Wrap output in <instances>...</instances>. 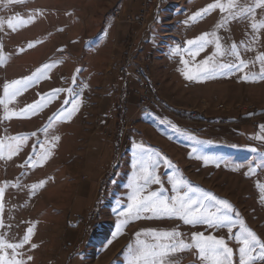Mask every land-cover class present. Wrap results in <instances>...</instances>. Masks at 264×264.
Segmentation results:
<instances>
[{
	"label": "rangeland",
	"instance_id": "rangeland-1",
	"mask_svg": "<svg viewBox=\"0 0 264 264\" xmlns=\"http://www.w3.org/2000/svg\"><path fill=\"white\" fill-rule=\"evenodd\" d=\"M124 1L0 0L1 37L2 33L5 36L0 40L3 58L0 89L5 90V85H9L11 92L12 81L28 78L38 69L49 66L39 80L19 94L0 93L3 101L0 130L3 128L8 136L14 159L13 171L7 175L6 215H1L2 220L0 217V237L16 244L32 229L29 240L16 250L22 254L16 258L23 259L25 264H93L97 258L104 260L110 256L109 264H129L132 252L139 246L138 240L147 245L169 242L154 240L149 230L177 231L179 239L188 243L193 233H203L224 238L233 249V264H239L238 249L242 245L235 240V234L241 231V221L264 242V132L260 127L264 125V117L246 115L242 109L248 104L264 108V95L257 93L258 89H264V80L243 79L245 74L261 70L258 57L264 56V26L259 25L264 22V6L257 7V0H233L237 7L253 11L246 18L232 19L227 10L221 13L217 8L195 22L191 19L193 15L217 0H156L148 9L146 28L138 40L139 52L149 54L146 57L148 80L154 57L153 68L161 61L168 72L177 64L185 67L182 59L188 62V68H195L209 58V66L213 61L247 63L242 71H218L207 78L188 80L183 73L175 74L176 85L204 87V93H195L199 100L217 104L212 111L188 109L207 119L202 122L186 117L183 112L187 109H172L160 98L165 106L158 111L139 110L134 97L129 104L119 101L115 105L111 92L104 91L105 86L109 90L116 84L122 90L118 77L124 78L123 71L135 76L124 59L125 53L122 54L129 38L124 46L116 45L119 43L115 40L119 29L116 12L121 11ZM129 1L140 16L144 0ZM220 2L227 9V0ZM9 20L16 25L15 30L8 27ZM254 23L259 26L257 30L252 28ZM202 34H208L205 37L208 43L193 56L187 41ZM97 36L100 40H94ZM105 37L108 39L101 45L99 41ZM90 38L94 40L93 45ZM217 38L222 50L236 45L238 56L214 55ZM165 40L181 41L185 55L178 57L181 54L166 51ZM78 43L82 44L76 51ZM104 44H107L105 48ZM91 45L96 54L93 62L90 61ZM149 57L152 59L148 60ZM91 77L94 90L91 110L86 115L81 111L85 102L80 96L85 94L84 87ZM54 89L65 91L49 98L36 113L24 114L29 105L41 101L44 94ZM69 89L79 94L78 110L69 119H58V115L63 116L71 107ZM243 118L248 120L243 122ZM212 120L215 126L207 130L206 125ZM124 126L128 135L124 134ZM229 127L240 130L245 127L242 130L248 137L243 139L230 130L223 132ZM221 132L229 136H219L217 133ZM141 146L147 149L146 156H151L149 163L155 165L154 171L161 181L150 184L145 195L163 189L165 197H172L177 193L172 190L169 177L182 178L185 185L181 194L190 186L196 190L189 193L194 198L211 194L230 202L234 211L229 214L236 222L232 233L226 227L186 225L178 218H158L148 212L125 223L121 213L131 203L129 185L138 172ZM45 154L55 156L49 166L42 159ZM38 157L41 163L32 166ZM200 157L210 159L205 163ZM165 160L171 162L170 166ZM33 185L39 186L33 188ZM86 186L93 187L91 193L84 192ZM204 203L207 210H215L214 201L204 200ZM90 212H96L97 218L87 224L80 223L78 217ZM255 249L254 264H264V249L258 244ZM112 251H117L114 256ZM3 253L6 259L12 258V249L5 248ZM168 261L169 264H209L198 258L196 249L177 248Z\"/></svg>",
	"mask_w": 264,
	"mask_h": 264
},
{
	"label": "snow or ice",
	"instance_id": "snow-or-ice-1",
	"mask_svg": "<svg viewBox=\"0 0 264 264\" xmlns=\"http://www.w3.org/2000/svg\"><path fill=\"white\" fill-rule=\"evenodd\" d=\"M257 7L264 6V0H257ZM219 9L221 13H225L226 10L228 14L232 16V19H243L246 18L248 13L252 12V8H245L243 6L237 7L233 3V0H227V9L225 4L217 0L213 4H209L205 9L195 13L191 18L195 22L198 18H203L204 14H208L210 11ZM18 23H23V21H18ZM259 26H264V22ZM257 24H252L253 30H257L259 27ZM8 27L15 30L16 25L12 23L11 20L8 21ZM208 34H202L199 38L187 41V44L191 46L189 51L193 56L198 55L200 51L204 50L208 41L205 37ZM30 47L33 45H29ZM178 52V49L173 50V54ZM214 55L224 56V55H236L238 56L237 46L233 45L230 49L222 50L221 44L219 43V38L216 42V52ZM210 59V58H209ZM209 59H205L201 65L195 68H188L187 61L182 59L181 63L185 65L183 74L186 79L193 80L200 77H210L214 76L218 71L220 72H232V71H242L247 63L243 60H239L238 63H216L212 62L209 66ZM261 62V70L259 73H253L251 75L245 74L243 79L245 81L255 82L257 79L264 80V56L258 57ZM3 62V58L0 57V63ZM49 67L45 65L42 69H38L36 73L32 76L11 82V92H9V85H5V94L7 96H15L19 94L23 89L28 88L31 84L35 83L37 80L44 75V71ZM64 89H54L50 93L44 94L41 101L29 105L25 110L24 114L28 112L36 113L43 106L44 103L49 98L57 97ZM69 95L72 97L71 107L64 113L63 116L58 115V119H69L72 117L73 113L78 110L79 99L77 93H73L72 89L68 90ZM3 103V101H0ZM65 103H69L65 100ZM8 118V117H6ZM261 132H264V125H261ZM32 135H35L33 133ZM262 138V137H257ZM14 139L23 140L25 137H16ZM58 139V137H57ZM147 149L140 147L138 155V172L133 178L129 187L131 188V195L129 199L131 203L127 205L126 211L122 212L121 215L125 216V223L132 219H139L141 213H152L153 217L158 218H178L186 225H206L209 228H227L228 232L231 234L233 227H235L236 222L233 217L229 214L232 213L233 206L224 199H217L211 194H206L203 198H194L189 195L190 192L196 191L190 186L186 191L181 190L184 188L185 182L182 178L169 177V181L172 185V190L177 194L172 197H165L163 189L159 191H149L145 195V190L150 184H160V178L156 175L154 171L155 165L150 164L151 156L147 155ZM48 155L45 154L42 159L46 160ZM205 163L209 161V157H200ZM31 163V160L29 161ZM41 163V158L38 157L35 163ZM164 163L170 166V161L165 160ZM153 169V170H150ZM39 185H33V188ZM3 194V189H0V196ZM204 200H212L215 202V210H207V205ZM241 231L235 234V240L242 246L239 247V264H254L256 257L252 255L255 252V245H259L260 249H264V242H261L256 234L250 229L243 226V222H240ZM153 239L156 241L167 240L168 243H154L152 245H147L142 241L138 240V247L132 252L131 260L129 264H169L168 258L171 253H173L177 248L181 251H188L191 249H196L198 253V258L202 260L209 261V264H233V249L228 247L224 238H217L214 235L205 236L203 233H193L191 237V242H185L179 239L180 233L177 231H164L156 232L155 230H149ZM32 229H28V233L23 237L20 243H7L0 237V264H25L23 259H17L18 254L16 250L23 247L26 243ZM138 236L140 234H137ZM35 247V245H33ZM12 249L13 255L11 259H6V253H3V249ZM250 257V259H246ZM28 259H31L29 257Z\"/></svg>",
	"mask_w": 264,
	"mask_h": 264
},
{
	"label": "crops",
	"instance_id": "crops-1",
	"mask_svg": "<svg viewBox=\"0 0 264 264\" xmlns=\"http://www.w3.org/2000/svg\"><path fill=\"white\" fill-rule=\"evenodd\" d=\"M129 0H125L122 4V9H121V16H120V20H119V29L117 30L116 33V38L115 40H118L119 45L121 44V46L125 45L126 41L128 40V38L131 36V34H133L135 31H138V28L134 25H131L130 23H128L126 21V17L128 16H132L133 18H138L139 15L138 13L134 12V8H133V2L129 1ZM1 23V22H0ZM106 31V30H105ZM104 32L102 31L100 34L102 35ZM3 37H5L2 33V37H1V25H0V40H4L2 39ZM108 38H102L103 41H99V43L105 42ZM94 40H100V37L97 36L96 39ZM93 38H90V41L93 45ZM75 41V40H74ZM166 41V43H165ZM163 42L165 50L166 51H170L173 52L174 49H178V52L181 55H179L178 57H183L184 54V49L182 48V43L179 40H165ZM2 44V43H1ZM79 44L82 43H78L75 47L76 51H77V46ZM91 45V55H90V61L93 62L94 61V55H96L93 52V46ZM107 44H104V48ZM178 45V46H177ZM118 46V47H119ZM82 48H84V45L82 46ZM82 48L80 49V52L82 50ZM90 48V49H91ZM1 49V47H0ZM2 50H6V47H3ZM103 51L100 52L99 57L101 56ZM125 50L123 48V52L122 54L124 55ZM117 54V53H116ZM119 54V53H118ZM79 55V54H78ZM81 55V54H80ZM154 57V56H153ZM125 59V57H124ZM155 63V57H154V62L151 65L150 68V80H152V84L158 88V96L161 100H163L166 104H168L172 109L175 110H188L194 107L199 108L200 110L204 111H212L216 108L214 101H207L206 99H202L201 101L199 100V92H203L204 93V87L203 89L198 88V86L191 84V86L189 84L185 85L184 87L182 86H178L175 83V74H177V76L181 75L183 73L185 69V67L182 64H177L176 66L172 67L171 70H169L168 72V68H165V66H163L162 62L160 61L158 66L153 68V64ZM93 65V64H92ZM90 69H93V67H90ZM122 75V74H121ZM123 75L124 78L121 79L120 75L118 77V81L119 83L122 84L123 88L121 90V86H119V84L113 85V87L109 90H107L106 86L104 91H107V93L111 92V94L114 96L115 101H113V103L116 105L117 102L119 101H127V103L129 104L132 101V98L134 97V100H137L138 102V83L135 79V77L132 75L130 76V74L127 73V71H123ZM93 76V74H92ZM87 85L84 87V95H81L80 98H82L84 100V109H81V111L84 112V114L87 115V110H91V95L93 93L94 90V82L92 80L88 81V83H86ZM263 88V87H261ZM259 91L257 93L262 94V96L264 95V89H258ZM5 92L4 89H0V93L3 95ZM198 95H196V94ZM87 94H88V98H87ZM258 94V95H259ZM203 96V95H202ZM4 101H5V96H4ZM213 103V104H212ZM2 105L0 106V111L2 109ZM4 109V108H3ZM139 110H142L139 106ZM230 111V110H228ZM91 115V113H90ZM82 119H85V121H87V119L84 117ZM220 119V118H219ZM190 119L186 120L189 121ZM90 122H92V119L89 120ZM211 121V120H210ZM82 123V122H81ZM211 123L215 122L212 120ZM128 124V123H127ZM215 126V125H214ZM206 128L208 130V127L206 125ZM245 128V127H244ZM242 128V129H244ZM238 129V130H236ZM240 130V128H233V127H229L226 128V130H224L223 132L230 130V133H234L239 135L240 137H243V139L246 137H248V134H245V129ZM256 131V130H254ZM217 133L219 136L222 134H225L223 136H229V133ZM257 133V132H255ZM215 136V135H214ZM158 139H160L162 142L165 141L164 138H161L159 136H156ZM157 142H160L157 140ZM123 143L124 140H123ZM54 155H48V158L46 160H44L45 165L49 166L48 164H51L52 162H54ZM59 157V156H57ZM13 157L11 158V154H10V146H9V139L8 136L5 132V130H3V128H1L0 130V189H3V194L2 196H0V217L2 214H4L5 209H6V201H7V189L9 186L8 183V179H7V175L8 173H10V170L13 171L12 168V164L14 163V159ZM47 162V163H46ZM45 166V167H46ZM73 186L76 188V183L73 184ZM93 190L92 186H86L84 188V192L86 193V191H88V194L91 193V191ZM4 207V210H3ZM6 215V213L4 214ZM3 218L1 217V220ZM5 219V218H4ZM113 254L112 256H114L116 254L117 251H112ZM111 252V253H112ZM110 256V255H109ZM112 257L110 256L109 258H106L104 260H101V258H97L93 264H109V262L112 260Z\"/></svg>",
	"mask_w": 264,
	"mask_h": 264
},
{
	"label": "built area",
	"instance_id": "built-area-1",
	"mask_svg": "<svg viewBox=\"0 0 264 264\" xmlns=\"http://www.w3.org/2000/svg\"><path fill=\"white\" fill-rule=\"evenodd\" d=\"M156 0H144V11L138 18H133L132 16L126 17V21L131 25H134L138 28V31H135L130 37L128 41L127 48L125 50V58L127 60V64L130 65L134 70V77L138 83V103L141 109H150L153 111H158L159 107H164V103L160 102L158 96V89L151 83V80L147 78L146 72V57L149 54H142L139 52L138 40L142 31L146 28V20L148 18V9L151 8L155 4ZM121 15L120 11L116 12V17L118 18ZM242 105H239L238 108H241ZM218 109H220L218 107ZM246 115L255 116L257 114H264V108L258 109L257 106L254 105H245L242 106ZM183 114L191 119H198L199 121L207 120L204 116H199L195 112L186 111ZM221 119L219 120V122ZM208 129H212L214 127V123H208ZM124 134L128 135L129 131H127L126 126H124ZM97 218L96 212H90L87 215H81L78 217L80 223H89L90 221H94Z\"/></svg>",
	"mask_w": 264,
	"mask_h": 264
},
{
	"label": "trees",
	"instance_id": "trees-1",
	"mask_svg": "<svg viewBox=\"0 0 264 264\" xmlns=\"http://www.w3.org/2000/svg\"><path fill=\"white\" fill-rule=\"evenodd\" d=\"M132 35V34H131ZM257 118H262V117H264V114H257V115H255ZM187 119V118H186ZM244 120H242L243 122H246L248 119H246V118H243ZM191 120V119H190ZM191 121H194V120H191Z\"/></svg>",
	"mask_w": 264,
	"mask_h": 264
},
{
	"label": "bare ground",
	"instance_id": "bare-ground-1",
	"mask_svg": "<svg viewBox=\"0 0 264 264\" xmlns=\"http://www.w3.org/2000/svg\"><path fill=\"white\" fill-rule=\"evenodd\" d=\"M147 59L150 60V59H152V58L149 57V58H147Z\"/></svg>",
	"mask_w": 264,
	"mask_h": 264
}]
</instances>
